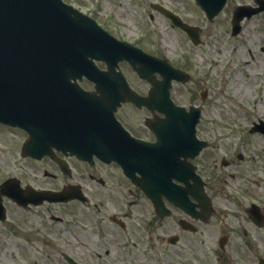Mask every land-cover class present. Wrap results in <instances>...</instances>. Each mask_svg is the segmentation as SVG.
Returning <instances> with one entry per match:
<instances>
[{"label": "flooded vegetation", "instance_id": "1", "mask_svg": "<svg viewBox=\"0 0 264 264\" xmlns=\"http://www.w3.org/2000/svg\"><path fill=\"white\" fill-rule=\"evenodd\" d=\"M65 1L96 17L95 0ZM132 1L144 15L149 0ZM103 2L120 5V0ZM157 3L164 5V0ZM136 12L119 7V21L97 17L118 38L145 42L130 37ZM126 77L139 95H150L147 81L137 74ZM83 83L93 89L88 80ZM150 115L146 107L129 102L117 112L134 137L154 141L147 126ZM27 139L26 131L0 123V264H260L264 258V225L251 219L245 197L232 201L235 210H220L217 190L209 187L214 209L202 220L193 214L200 206L192 196L193 212L164 192L156 205L154 192L128 179L117 163L81 161L56 144L51 156L24 155ZM172 183L186 185L176 179ZM69 186L83 194L66 201L46 196Z\"/></svg>", "mask_w": 264, "mask_h": 264}, {"label": "rangeland", "instance_id": "2", "mask_svg": "<svg viewBox=\"0 0 264 264\" xmlns=\"http://www.w3.org/2000/svg\"><path fill=\"white\" fill-rule=\"evenodd\" d=\"M172 3L183 10L187 19L206 26L205 42L196 46L182 30L158 23L155 27L164 31L165 39L147 45L162 49L175 63L191 71L192 80L176 85L173 95L179 103H196L203 108V130L199 132L209 136L212 146L198 160L201 173L215 177L217 187L226 194L264 198V137L249 132L253 120L264 119V14L249 21L240 36L233 37L225 19H219L213 30L189 0ZM138 17L133 18L137 23ZM143 19L144 29H150V19ZM140 27L139 23L134 30ZM122 67L129 68L127 64ZM240 85L245 89L239 91ZM203 92L207 93L205 100L201 98ZM234 150L243 152L248 160L239 168L222 167V157Z\"/></svg>", "mask_w": 264, "mask_h": 264}, {"label": "water", "instance_id": "3", "mask_svg": "<svg viewBox=\"0 0 264 264\" xmlns=\"http://www.w3.org/2000/svg\"><path fill=\"white\" fill-rule=\"evenodd\" d=\"M198 2L209 15L216 12L217 0ZM222 4L217 8L218 11ZM61 6L63 5L60 0H0V76H6L7 80L3 79L4 84H9L12 92L22 89L23 93H31V100L35 102L33 106L42 101H52L57 103L59 111L71 105L69 101L71 98L67 97L72 87L70 77L78 75L76 70L81 67L87 68L85 71L88 73L95 68L88 59L76 60L56 50L59 38H55L54 34L63 28L58 11L63 9ZM67 15L68 19L77 20V17H71L72 14L68 11ZM184 27L195 36L196 32ZM68 34L71 38V31ZM76 43L71 41V44ZM80 52L84 50L81 48ZM100 58L111 66H116L123 58L128 59L134 67H138L137 64L140 63L137 57L134 58L124 51L119 52L116 57L104 53ZM141 66L146 67L145 64ZM51 77L54 79L57 77V86L52 87V96ZM53 83L55 84V80ZM65 84L66 87L62 89V85ZM80 91L81 95L87 94ZM55 92L57 94H54ZM19 98L17 96V99ZM95 103H98L97 100ZM115 105L116 103L113 104V108ZM193 111L195 118L198 119L199 111L195 109ZM201 148L199 143L193 147L182 144L179 154L196 155Z\"/></svg>", "mask_w": 264, "mask_h": 264}, {"label": "bare ground", "instance_id": "4", "mask_svg": "<svg viewBox=\"0 0 264 264\" xmlns=\"http://www.w3.org/2000/svg\"><path fill=\"white\" fill-rule=\"evenodd\" d=\"M245 89V86L243 85H240L239 86V91H242ZM185 130H183V128L181 130H175V131H172V135L174 136L176 133H179V134H184V136H186L187 138H190L193 136V133L191 134L192 130H190L191 132L187 131V127L184 128ZM164 143L167 145V148L169 149L170 147L172 148V143L171 141L169 142V140H164Z\"/></svg>", "mask_w": 264, "mask_h": 264}]
</instances>
